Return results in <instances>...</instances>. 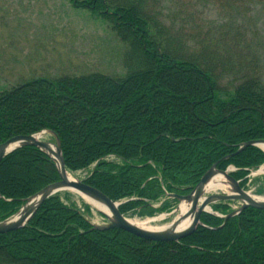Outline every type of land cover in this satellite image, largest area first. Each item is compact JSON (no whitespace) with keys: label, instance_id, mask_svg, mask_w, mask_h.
<instances>
[{"label":"trees","instance_id":"trees-1","mask_svg":"<svg viewBox=\"0 0 264 264\" xmlns=\"http://www.w3.org/2000/svg\"><path fill=\"white\" fill-rule=\"evenodd\" d=\"M70 1L109 24L124 44L125 72L40 76L3 88L0 143L53 130L67 169L97 161L84 181L113 200L126 199L120 211L140 216L173 206L174 198L159 208L149 202L165 190L187 193L214 163L221 169L234 164L238 178L264 161L257 146L237 152L244 142L264 138V81L245 70L248 65L231 66L216 46L185 50L148 0ZM58 179L53 159L36 146L6 155L0 220ZM70 195L47 198L24 227L0 233V264H264L262 209L248 206L216 229L223 219L204 212L201 219L212 228L158 241L118 227L94 228L85 216L90 205L83 203V212ZM213 207L228 209L223 203Z\"/></svg>","mask_w":264,"mask_h":264},{"label":"rangeland","instance_id":"rangeland-1","mask_svg":"<svg viewBox=\"0 0 264 264\" xmlns=\"http://www.w3.org/2000/svg\"><path fill=\"white\" fill-rule=\"evenodd\" d=\"M148 2L185 50L199 52L216 46L223 58H231V66L248 65L245 70L264 81V0ZM207 39L212 44L205 49L201 44ZM123 50L109 24L87 9L74 7L70 0H0V91L40 76L88 71L120 74L125 72ZM86 172L72 174L81 179ZM70 199L77 204L82 200L75 192ZM96 212L94 223L104 222ZM160 214L163 218L150 225L168 224L176 216Z\"/></svg>","mask_w":264,"mask_h":264},{"label":"water","instance_id":"water-1","mask_svg":"<svg viewBox=\"0 0 264 264\" xmlns=\"http://www.w3.org/2000/svg\"><path fill=\"white\" fill-rule=\"evenodd\" d=\"M46 133L51 134L55 141L47 140L44 138ZM32 145L38 147L41 151L47 154L55 162L56 168L59 173V179L47 184L36 193L27 197L19 209L0 221V233H5L10 230H15L23 227L37 212L40 205L47 198L63 190H73L81 194L90 204H93L100 212H102L108 219V223L104 225L93 224L97 229H108L113 227L122 228L140 237L158 240V241H177L195 231L198 225L206 226L200 221V216L203 211L210 204L220 199H237L242 202L241 206L233 212L224 215L225 220L230 216L239 213L245 207L253 206L264 210V199L253 196L245 191L237 181L227 170H220L217 168V163H214L200 178L195 187L185 195L170 194L171 197H177L180 201L175 210H181V214L167 226L162 228H146L139 226L129 220L119 210V202L112 200L100 189L95 188L83 180L71 179L67 176V169L65 160L62 154L61 140L59 136L52 130L44 129L38 133L31 134H17L0 143V163L3 157L17 148ZM250 145H256L261 147L264 145V139H255L244 142L237 152L242 151ZM226 156L225 158L230 157ZM224 175L231 185L230 193L218 192L210 195H203L207 192L208 187L212 185L211 181L216 179V176ZM225 181L222 180V183ZM211 183V185H210ZM104 206L107 210L98 208V205ZM188 206V210L183 211L182 207ZM211 208V207H210ZM212 212V210H209ZM187 217L191 218V221L187 227H180ZM224 224V223H223ZM222 226V225H221ZM209 227V226H207ZM220 227V226H219ZM215 227V228H219Z\"/></svg>","mask_w":264,"mask_h":264},{"label":"bare ground","instance_id":"bare-ground-1","mask_svg":"<svg viewBox=\"0 0 264 264\" xmlns=\"http://www.w3.org/2000/svg\"><path fill=\"white\" fill-rule=\"evenodd\" d=\"M66 174H67V176H68L69 178H71V179H77L76 176L73 175V174L70 173V172H67ZM222 180H223V179H222L221 177H219V178L215 179V182L211 181L212 186H214V187H223ZM211 183H210V185H211ZM97 205H98V204H97ZM95 206H96V205H95ZM97 207H98V208H101V209H103V210H105V211L108 212V210H107L104 206H102L101 204L98 205ZM187 208H188L187 205H186V206H183V207H182V210L185 211ZM156 218H157V219L163 218V215H161V216H157V217H154V218H146V219L131 218V217H129V220H130L131 222L135 223V224H139V226L146 227V228H162V227L167 226V225H162V226H152V225H150L149 222H150L152 219H156ZM190 221H191V218H190V217H187L183 222H181L180 227H181V228H183V227H187V226L189 225Z\"/></svg>","mask_w":264,"mask_h":264}]
</instances>
